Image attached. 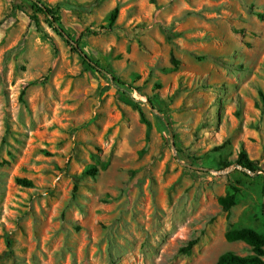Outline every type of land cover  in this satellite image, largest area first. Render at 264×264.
Returning a JSON list of instances; mask_svg holds the SVG:
<instances>
[{"label": "rangeland", "instance_id": "374dc122", "mask_svg": "<svg viewBox=\"0 0 264 264\" xmlns=\"http://www.w3.org/2000/svg\"><path fill=\"white\" fill-rule=\"evenodd\" d=\"M40 1L123 85L0 0V264L249 254L224 234L264 235V0Z\"/></svg>", "mask_w": 264, "mask_h": 264}, {"label": "trees", "instance_id": "16d2710c", "mask_svg": "<svg viewBox=\"0 0 264 264\" xmlns=\"http://www.w3.org/2000/svg\"><path fill=\"white\" fill-rule=\"evenodd\" d=\"M28 3L29 9L32 11V15H29L28 18L30 21L34 22L37 25L38 17L41 15L45 18L47 26L58 36L60 37L69 48L75 52L82 62L94 72L106 76L107 80L112 86H122L123 83L119 81L112 73L106 68L102 67L96 60L88 57L80 48L79 40L73 39L71 35L61 26V19L58 14L57 7H50L42 3L40 0H26ZM66 8L67 5H64ZM75 9V8H74ZM80 11H86L82 7L76 8ZM116 18V9H112L107 18V23L104 26H101L99 29H112L114 26V21ZM172 62H175L172 60ZM235 166L239 167L242 170L248 172H254L255 166L254 162L249 161L243 150H240L235 160L232 162ZM223 167L229 165L221 164ZM95 170H89L88 174L93 175ZM17 185L22 187H31V182L26 179H15ZM231 193H226L224 196L217 199V203L222 212L228 214L229 209L234 205L236 189L231 188ZM224 239L227 242H240L248 247L249 254L240 256L231 252H225L217 257L213 264H264V235H261L250 228H240V229H230L225 232Z\"/></svg>", "mask_w": 264, "mask_h": 264}]
</instances>
